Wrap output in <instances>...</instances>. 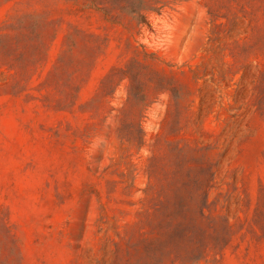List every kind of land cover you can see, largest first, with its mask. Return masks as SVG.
Instances as JSON below:
<instances>
[{
  "label": "rangeland",
  "instance_id": "obj_1",
  "mask_svg": "<svg viewBox=\"0 0 264 264\" xmlns=\"http://www.w3.org/2000/svg\"><path fill=\"white\" fill-rule=\"evenodd\" d=\"M108 1L0 0V264H264V0Z\"/></svg>",
  "mask_w": 264,
  "mask_h": 264
},
{
  "label": "trees",
  "instance_id": "obj_2",
  "mask_svg": "<svg viewBox=\"0 0 264 264\" xmlns=\"http://www.w3.org/2000/svg\"><path fill=\"white\" fill-rule=\"evenodd\" d=\"M108 2H110L111 5H113L111 0H109ZM92 4L97 6V4H95V2H93ZM100 5H103V6H99V8L104 11L106 17L107 18L110 17L113 21H115L116 18H115V16H113V14L111 12V9H110L111 7L107 6V4H104V2H103V4H100ZM161 8H162V6L156 7V6H152L150 4H145L144 2H142V0H138L131 7H127L124 4H122V6H121V9L126 10V12L131 14L133 16V18L135 20H137L138 24L147 25L150 28H151V23L148 19L146 11L153 10V11L159 12L161 10Z\"/></svg>",
  "mask_w": 264,
  "mask_h": 264
}]
</instances>
